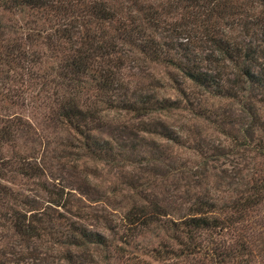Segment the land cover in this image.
I'll return each instance as SVG.
<instances>
[{"label": "rangeland", "instance_id": "obj_1", "mask_svg": "<svg viewBox=\"0 0 264 264\" xmlns=\"http://www.w3.org/2000/svg\"><path fill=\"white\" fill-rule=\"evenodd\" d=\"M78 1L82 8L0 0V129L8 133L0 141V264H210L201 254L183 256L184 235L165 221L189 215L199 201L223 221L222 230L195 233L200 245L251 239V264H264L255 248L264 239V203L237 220L239 204L264 174V93L244 91L242 102L203 91L162 58L213 73L215 38L264 50V0H218L222 16L212 17L187 0ZM94 2L115 7L114 18L88 21L85 6ZM130 18L163 44L159 56L142 51L137 39L121 40L120 26ZM70 24L73 32L60 36ZM184 29L194 35L189 49ZM87 35H103L121 53L107 60L120 91L101 87L105 59L69 82ZM223 65L222 78L232 79L239 68L227 59ZM160 98L174 104L159 108ZM70 102L87 111L85 121L64 116ZM22 165L37 170L26 173ZM150 210L165 215L145 224L142 214ZM24 215L38 219V236L17 231L16 217ZM80 232L101 243L72 245ZM161 246L171 261L150 254Z\"/></svg>", "mask_w": 264, "mask_h": 264}, {"label": "trees", "instance_id": "obj_2", "mask_svg": "<svg viewBox=\"0 0 264 264\" xmlns=\"http://www.w3.org/2000/svg\"><path fill=\"white\" fill-rule=\"evenodd\" d=\"M53 0H10L11 4H27L37 7H46L47 5H51ZM65 3L68 8H72L73 6H77L82 8L85 4L84 2H77L75 4L71 3V0H60ZM189 2H193L197 4L201 9H206L205 15L207 17H212L214 15L222 16L221 7H224L223 3H220L218 0H187ZM63 6V5H62ZM87 11L90 13V18L87 19L90 21L91 18H94V22L96 24H102L107 21H110L114 18L115 10L106 4L101 3H90L85 6ZM80 10V15L83 16L84 10ZM80 19H82L79 16ZM260 22L264 21V18L259 20ZM86 25L88 23L86 22ZM74 30V25L70 24V26H66L61 28L58 31L60 36L68 37L70 33ZM120 34H123L124 37L121 40H126L127 42H133L134 39H137L142 42V51H149L153 56H159L163 52V44L154 39L153 37L147 35L144 36L141 32L139 20L137 18H130L128 20V24H122L120 26ZM62 36V37H63ZM118 38L117 36H114ZM112 37V38H114ZM194 35L189 31L184 29V38H185V49H189ZM215 44L217 45L218 55L216 59L213 61L218 66V69L213 73L200 71L196 69L194 66H186L182 62H177V60L172 57H162L166 63L169 65H173L175 68L182 72V78L188 80L193 87H197L202 89L203 91H214L216 94L222 96H229L231 98H241V101L247 100L248 96L245 95L242 97L244 91L246 94L251 92H256L257 94L264 93V50L263 49H254L253 47H248V49L242 48L240 46H225L222 44V40L220 38L214 39ZM170 50L174 49L171 46H168ZM78 54L74 56L71 61L70 70L68 72V79L70 83H76L77 78L80 76V73L84 72L88 65L91 64L96 58L100 59V63L105 61L102 65V84L106 90L109 91H120L121 85L119 84L121 81L118 78H115V72L112 70L111 64L114 62L115 57L118 52L116 46L112 42H108V40L103 39L99 36L96 39L93 35H87L84 40V46L80 48L77 52ZM121 54V53H120ZM111 58V64L107 63V60ZM224 59L232 62V65L238 67V71H235L232 79H223L221 76V68L224 66ZM252 67H258L259 72L253 73ZM225 72V71H224ZM223 72V73H224ZM222 73V74H223ZM192 97H194V93H191ZM150 99V98H147ZM147 101H144V103ZM174 101H169L166 98H160L158 101L159 108H163L168 110L171 108ZM128 106H133L134 103H126ZM124 106V105H123ZM139 108V107H137ZM144 108V106L140 107ZM64 116L70 121L72 119L85 121L87 119L88 113L87 111L78 108L75 103H68L67 109L64 111ZM260 124V123H258ZM7 129H0V141L6 140ZM244 147L246 143H243ZM257 152H260L257 150ZM264 153V152H263ZM264 156V154H262ZM21 169L27 173V169L32 172L37 170L36 166L27 165L21 166ZM264 172V171H263ZM258 179L252 183L250 194L247 195L244 200L239 204L240 212L238 213L237 220L243 219V216L246 212L255 210L259 205L264 203V174H259ZM57 202V201H54ZM142 209L146 207H141ZM191 213L185 217H181L179 219H166L172 227H174L175 233H179V235L183 234L184 239L181 237L179 242L182 246L181 251L183 250V256L188 254H201L206 257L210 264H251L254 257V252L252 250L251 243L254 244L253 240H249V244L245 242L238 243L236 246H226L225 243L218 245H200L198 241L195 240V233L201 230H222L223 221L221 222L219 217L215 215V211L212 208L211 203H206L205 201H199L195 203L192 207H190ZM156 215L164 216L165 213L163 211H147L142 214L144 220L143 223L147 224L150 221H153L156 218ZM133 217V216H132ZM235 217V218H236ZM225 220L224 218H222ZM226 220H230V218H226ZM37 221L35 215H29L22 217H16L15 225L16 229L19 233L29 238L32 236H38L39 227H37ZM232 220L229 225H231ZM82 233L80 232L79 237L74 236L73 240L70 243L74 246L85 247L84 245L87 242L93 241L101 243L99 237H94L91 239L92 234ZM178 238V236H177ZM154 249L151 251L155 258L157 257H165L166 259L172 260L173 257H168V251L162 248ZM257 249L256 254L263 255L264 254V239H260V246L255 245ZM136 261H132L133 264H148L145 261H140L137 263Z\"/></svg>", "mask_w": 264, "mask_h": 264}]
</instances>
